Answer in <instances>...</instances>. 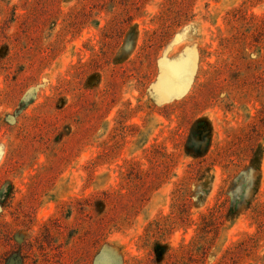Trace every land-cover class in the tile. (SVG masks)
Segmentation results:
<instances>
[{"label":"rangeland","instance_id":"1","mask_svg":"<svg viewBox=\"0 0 264 264\" xmlns=\"http://www.w3.org/2000/svg\"><path fill=\"white\" fill-rule=\"evenodd\" d=\"M264 264V0H0V264Z\"/></svg>","mask_w":264,"mask_h":264},{"label":"water","instance_id":"2","mask_svg":"<svg viewBox=\"0 0 264 264\" xmlns=\"http://www.w3.org/2000/svg\"><path fill=\"white\" fill-rule=\"evenodd\" d=\"M13 264H16V263H13Z\"/></svg>","mask_w":264,"mask_h":264}]
</instances>
